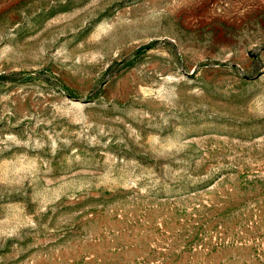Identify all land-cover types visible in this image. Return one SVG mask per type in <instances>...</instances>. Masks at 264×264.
Masks as SVG:
<instances>
[{"label":"rangeland","instance_id":"rangeland-1","mask_svg":"<svg viewBox=\"0 0 264 264\" xmlns=\"http://www.w3.org/2000/svg\"><path fill=\"white\" fill-rule=\"evenodd\" d=\"M0 264H264V0H0Z\"/></svg>","mask_w":264,"mask_h":264}]
</instances>
